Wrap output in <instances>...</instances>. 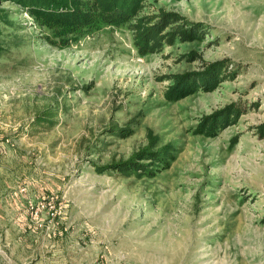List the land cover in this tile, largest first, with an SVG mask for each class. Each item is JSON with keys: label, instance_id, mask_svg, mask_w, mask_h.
<instances>
[{"label": "rangeland", "instance_id": "obj_1", "mask_svg": "<svg viewBox=\"0 0 264 264\" xmlns=\"http://www.w3.org/2000/svg\"><path fill=\"white\" fill-rule=\"evenodd\" d=\"M144 4L203 35L140 55L125 25L99 24L60 47L1 3L0 264H264V0ZM221 66L214 90L165 98L171 74ZM228 105L235 123L195 133ZM130 160L144 165L99 169Z\"/></svg>", "mask_w": 264, "mask_h": 264}, {"label": "trees", "instance_id": "obj_2", "mask_svg": "<svg viewBox=\"0 0 264 264\" xmlns=\"http://www.w3.org/2000/svg\"><path fill=\"white\" fill-rule=\"evenodd\" d=\"M4 1H11L23 7L26 12L41 26L49 29L44 36L45 41L54 46H66L73 36L96 28L99 24L112 26L125 25L132 34L133 45L140 55L161 51L163 45L172 44L174 40L197 39L203 35L201 27L183 18L176 12L161 11L157 14L140 15L146 0H0V22L8 21L7 8L1 6ZM224 67H217L206 76L191 73L171 74V84L165 91L168 101L179 100L196 90L212 91L221 81ZM240 110L228 105L210 115L203 116L195 133L214 137L222 128L231 125L238 117ZM49 116H53L50 114ZM258 137H264V123L258 125ZM131 131L121 130L120 135L126 137ZM138 158H150L156 164L168 163L166 158L156 153L148 156L144 149ZM139 160L120 161L100 167L113 168L122 172L130 169L138 170L143 166Z\"/></svg>", "mask_w": 264, "mask_h": 264}]
</instances>
